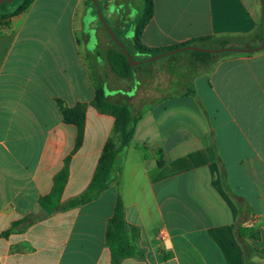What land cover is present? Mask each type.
Listing matches in <instances>:
<instances>
[{"label":"crops","instance_id":"0c3cea01","mask_svg":"<svg viewBox=\"0 0 264 264\" xmlns=\"http://www.w3.org/2000/svg\"><path fill=\"white\" fill-rule=\"evenodd\" d=\"M107 1L117 3L108 19L126 34L130 18L119 7L137 0ZM154 1L142 34L151 49L202 37L258 43L261 0ZM90 3L34 0L0 19V264H112L106 232L119 193L137 249L121 264H264V49L216 63L180 54L123 79L109 66L112 39ZM189 62L196 95L172 94ZM100 87L111 102L147 112L122 157L121 185L47 213L40 200L67 160L64 206L87 191L112 135L114 117L92 105ZM81 103L85 135L75 151L77 128L63 110ZM239 227L255 236L239 240Z\"/></svg>","mask_w":264,"mask_h":264},{"label":"trees","instance_id":"16d2710c","mask_svg":"<svg viewBox=\"0 0 264 264\" xmlns=\"http://www.w3.org/2000/svg\"><path fill=\"white\" fill-rule=\"evenodd\" d=\"M34 0H23L20 7L15 10H7L4 14H0V19L3 17L14 15L15 13L28 8ZM262 2V0H261ZM140 8L141 15L139 24L135 30L133 36V46L135 50L144 56V59L140 61L142 64H152L160 60H167L176 58L177 53L185 52L179 51L177 53H171L177 50H182L186 47H197L202 49H219V48H233V49H245L250 52H258L263 50L262 47L264 39V25L263 20L260 26L255 32L254 37L257 38L258 43L255 46L247 47L241 43L239 39L226 38L217 39L213 37H202L192 40L185 44L176 45L170 48L162 49H151L145 46L142 42V34L145 27L153 19L155 13V1L154 0H141ZM6 4H0V7L6 8ZM114 49L108 53V63L111 70L119 77L123 79H129L133 75V71L136 67L131 66L126 54L119 48L116 43L112 40ZM129 53V52H128ZM132 57V54L129 53ZM190 54L203 58V63L214 62L216 63L219 58L226 55L236 54L234 52L226 53H211L204 51L191 50ZM156 57L155 60L151 61V58ZM134 62L135 59L132 57ZM138 65V66H139ZM188 70L186 75H182L183 80L178 83V87H172L174 91L171 93L175 95L182 94L196 95V90L193 87V75L191 68L195 67L192 62L184 65ZM92 105L102 114H108L114 117L115 123L112 135L108 139L100 159L97 164L93 179L90 183L87 191L78 199L71 201L67 206L61 204L64 188L68 181V162H66L63 171L58 174L55 178V185L53 192L48 197H44L40 200V205L47 213H53L55 211L65 209L68 207H76L91 201L98 197L102 192L106 191L109 187L116 184L120 187L122 179V157L124 152L129 148L137 123L147 113L146 111L137 112L134 108L126 103H114L105 95L102 87L97 90V95ZM86 114L87 104L81 103L73 108L63 110V119L67 124L75 125L77 128L76 148L75 151L79 150L83 144L85 135L86 125ZM24 222L16 223L13 225V231ZM136 229L133 228V231ZM10 233L7 232L6 235ZM252 230H248L242 227L237 228V238L241 240L244 236L254 237L251 235ZM257 236V235H256ZM136 235H132L127 228L125 220V208L123 205L120 193L117 196V202L115 206L114 215L109 220L106 232V244L111 251L112 264H121V261L134 257L137 254L135 246Z\"/></svg>","mask_w":264,"mask_h":264},{"label":"rangeland","instance_id":"374dc122","mask_svg":"<svg viewBox=\"0 0 264 264\" xmlns=\"http://www.w3.org/2000/svg\"><path fill=\"white\" fill-rule=\"evenodd\" d=\"M137 2L140 3L141 0H137ZM137 2H136V4L132 5L131 7L129 6L131 9H127L125 7L123 8V6H125V4L123 6H121V7H119L120 13L121 14H128V17L130 18V25L128 26L127 33L123 34V35H121L116 29H114V26L112 25L111 21L108 19V16H107V10L110 9L111 7L114 10L115 9V5L117 4L116 2L113 3L112 6H110V8H108V6H107L108 1L107 0H91L90 6L91 7H95V6L97 7L96 13L98 14L97 16L99 18L100 24L103 25L102 24V19H101V17H102L106 21V23L109 25V27L110 28L112 27L111 29L114 32L115 36L119 38V40L123 43V45L127 49V51L132 54V57L135 59V61L140 62L141 59L144 56L134 52L133 51V44L130 43V41L128 40L130 37H131V39H133V36H134L133 31H134V28H135L134 18L138 17V13H140V7H139ZM22 3H23V0H14L11 3H7L8 5H7L6 8L0 7V14H4L5 12H7V10L8 11L9 10H15L18 7H20L22 5ZM125 3H126V0H125ZM113 10H111V11H113ZM129 10H130V12H129ZM90 15L91 14L89 12L87 17L85 18V24H86L87 33L92 34V31L90 30V27H89L90 26V22L92 21L90 19V17H91ZM90 44L91 45L95 44V42L92 40V42ZM187 53H190V51L180 52V53H177V54H187ZM137 66H134V67L137 68ZM203 75L206 76L207 72L205 71V73ZM200 76L201 75L197 74V77H200Z\"/></svg>","mask_w":264,"mask_h":264},{"label":"water","instance_id":"95a60500","mask_svg":"<svg viewBox=\"0 0 264 264\" xmlns=\"http://www.w3.org/2000/svg\"><path fill=\"white\" fill-rule=\"evenodd\" d=\"M14 0H0V4H6V3H11ZM262 13H263V25H264V0H262ZM102 19V24L103 27L105 28L106 32L108 33V35L110 36V38L116 43V45L121 48V50L126 54V56L128 57V60L131 64V66H137L139 65L141 62H134L132 60L131 55L128 53L127 49L124 47L123 43L119 40L118 37L115 36L114 32L112 31V29L109 27V25L106 23V21L101 17ZM264 48V39H263V44L262 47ZM204 51V52H211V53H226V52H234V53H245V52H250V50H245V49H233V48H219V49H202V48H197V47H186L183 48L182 50H177L171 53H177L179 51ZM156 57L151 58L150 60L153 61L155 60Z\"/></svg>","mask_w":264,"mask_h":264}]
</instances>
